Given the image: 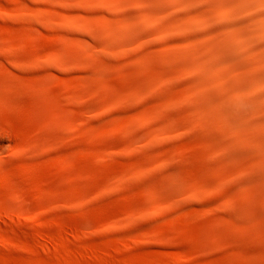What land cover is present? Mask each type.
Wrapping results in <instances>:
<instances>
[{"label": "rangeland", "instance_id": "374dc122", "mask_svg": "<svg viewBox=\"0 0 264 264\" xmlns=\"http://www.w3.org/2000/svg\"><path fill=\"white\" fill-rule=\"evenodd\" d=\"M64 1L0 0V205L18 210L21 191L46 224L0 209V233L15 240L0 241V264H264V0ZM21 11L50 25L7 19ZM68 16L101 40L102 23L117 26L131 54L60 27ZM59 52L70 68L36 65ZM168 122L169 136L147 142ZM196 184L195 201L182 197ZM154 194L174 207L157 211ZM138 210L152 214L132 227L144 239L106 229Z\"/></svg>", "mask_w": 264, "mask_h": 264}, {"label": "bare ground", "instance_id": "6f19581e", "mask_svg": "<svg viewBox=\"0 0 264 264\" xmlns=\"http://www.w3.org/2000/svg\"><path fill=\"white\" fill-rule=\"evenodd\" d=\"M64 1V0H63ZM77 1V0H76ZM79 1V3H80V5L83 7V8H87V7H89L90 5H92L93 4V6L94 5H99L100 3H103V2H100V1H104L105 2V0H78ZM68 2V1H67ZM63 3V2H62ZM69 3V2H68ZM68 3H66L65 1H64V3H63V5H64V7H67L68 8V6L70 5V3L68 4ZM263 3V2H262ZM106 4H107V6H109V7H111V8H114V10H115V8L118 6V3L117 2H113V1H110V0H106V2H105V6H106ZM140 4V3H139ZM101 5V4H100ZM103 5H104V3H103ZM138 5V4H137ZM142 5V4H141ZM118 9V8H117ZM2 14V13H1ZM0 14V15H1ZM6 14V13H5ZM4 14V15H5ZM7 15V19H16V18H20V19H27V18H33L34 20H35V22L38 24H41V23H43L44 25H50L49 23V20L48 19H46V18H42L41 16H39V15H37V14H33V13H29V12H23V11H21V12H19V13H17V14H15V15H13V14H11V13H7L6 14ZM1 16H3V15H1ZM6 17V16H5ZM31 20V19H30ZM121 20V23H119L120 24V26H122V25H124V27H125V29H126V27L127 28H129V27H131V24H130V21H129V23H128V20L126 19V18H122V19H120ZM32 21V20H31ZM38 21V22H37ZM143 21V20H142ZM146 21V20H145ZM34 22V21H33ZM157 22V21H156ZM132 23V22H131ZM154 23V22H153ZM43 24H41V25H43ZM130 24V25H129ZM147 24H149V26H150V24L151 23H147ZM155 24V23H154ZM61 25H64L63 27H65V25L66 26H72V27H75V29L76 28H78L79 30H85L86 32H88V33H86V32H84V33H81V32H79V33H81V34H84V35H87V34H90L91 36H92V39H93V42H94V44L96 45V46H98V45H100V48H104L105 50H110L111 51V49H112V42H113V40H116L117 42H119V48H120V50H119V48L117 49V50H119L120 52H122V53H127V52H129L128 50H130V48H127V44H126V42H125V40H124V38H121L120 36L121 35H119V33H118V31L116 30V27L114 26V25H112V24H107V23H102L101 24V29L103 30V32L107 35V37H106V39L105 40H101L100 39V37L98 36V34H96V31H95V29L91 26V23L86 19V18H84V17H78V16H68L67 18H66V20L65 21H63L62 22V24H60V27H61ZM129 26V27H128ZM135 26V25H134ZM147 26V25H146ZM153 26V25H152ZM132 29H133V26L131 27ZM68 30H70V28H67ZM117 29H119V28H117ZM130 29V28H129ZM71 30H73V29H71ZM121 30V29H120ZM75 31H77V29L75 30ZM78 32V31H77ZM126 33V32H125ZM90 35H88V36H90ZM128 38V37H127ZM116 44V43H115ZM114 44V45H115ZM116 47H117V45H116ZM0 48H3L2 50H4L5 49V51L8 53V51H9V49H8V46H6V47H1L0 46ZM102 50V49H101ZM0 51H1V49H0ZM86 51H87V53H88V56L89 57H92L93 58V55H94V52H93V50L92 49H86ZM96 51V50H95ZM108 51H106V52H108ZM112 52V51H111ZM110 52V53H111ZM131 52H132V50H131ZM2 53V52H1ZM109 53V52H108ZM130 53V52H129ZM128 53V54H129ZM131 54V53H130ZM45 62V63H47L48 65H50L51 67L52 66H55V68H57L58 66L59 67H67V66H69V68H70V66H71V62H69L68 61V59H67V57H66V55L64 54V53H61V52H59V53H57V54H55L54 56H47V57H44L43 59H41V60H39L38 62H36V65H40L39 63H41L42 64V62ZM47 64H45V65H47ZM17 64H14L13 63V66L15 67ZM77 67H78V65H76ZM83 66V65H82ZM20 66H18V68H19ZM40 67V66H39ZM58 67V68H59ZM16 68H17V66H16ZM34 68H36L35 67V65H34ZM52 68H54V67H52ZM68 68V67H67ZM83 68V67H82ZM85 68V67H84ZM223 81V80H222ZM220 82V81H219ZM163 83V82H162ZM221 85V84H220ZM223 85V84H222ZM205 92L207 91V90H204ZM203 93V92H202ZM194 96L198 99V100H200V101H202L203 100V97H202V95L199 93V92H197V93H195L194 94ZM209 96V95H208ZM70 101H72V102H78V100H77V98L75 97V96H71L70 97ZM78 103H80V102H78ZM83 103H87L86 101H84ZM105 104H106V109H109V107H116V106H121V105H124V104H126V103H124V102H121V101H107V102H105ZM105 110V109H104ZM103 111V110H102ZM92 112V111H91ZM98 113H100V112H97V114ZM162 113V112H161ZM94 114H96V113H94ZM88 115V114H87ZM91 115V114H90ZM92 115H93V113H92ZM97 116V115H96ZM94 117V116H93ZM92 117V118H93ZM80 119V118H79ZM91 119V118H90ZM95 119V118H94ZM143 120H144V123L145 124H147V125H150V124H153L154 122H155V117L154 116H149V115H144L143 116ZM68 121V120H67ZM82 122H84V121H82ZM87 122V121H86ZM89 122V121H88ZM92 122V121H91ZM68 126H69V128L70 129H72V130H78V129H80V127H81V121L80 120H69L68 121ZM168 125V126H162V125H158V127H156V128H154L153 127V133H150V134H148L147 136H145L146 138V140H147V142H152V138L155 136V135H157V136H159L160 135V137L161 136H163L164 135V137L165 136H167L169 133H170V128L171 129H173V128H175L174 126H170L169 127V124H171V123H165V125ZM151 127H152V125H151ZM171 132H172V130H171ZM169 136V135H168ZM142 138V137H141ZM141 138H140V136L137 134V132L136 131H134V132H132V140H133V142H132V146H134V148H135V146L136 145H140V142H141ZM143 139V138H142ZM146 142V143H147ZM145 143V144H146ZM144 145V144H143ZM140 146H142V144L140 145ZM136 147H139V146H136ZM51 148H53V147H51ZM26 150H28V151H30V152H35V149L33 148V147H30V146H25V147H14L13 148V151L18 155V154H20V153H22V152H24V151H26ZM167 163V162H166ZM160 164H164V163H160ZM161 166V165H160ZM162 166H164V165H162ZM244 167V166H243ZM1 170V169H0ZM244 170V169H243ZM141 175V173H138V175ZM129 175H125V176H122V177H120V178H118L116 181H115V184H117V185H119V184H121V183H123V182H125L126 180H128L129 178ZM130 178H131V176H130ZM220 179L223 181V182H225V181H227L228 180V178H227V175L226 174H224V173H221L220 174ZM199 188H200V185H198V184H196V185H193V186H191V187H188V188H185L184 189V196H182V197H185L186 198V200H192V201H195L196 199H197V192H198V190H199ZM20 193H21V195H20V208L18 209V210H4L3 208H2V206L0 205V209H1V211H4V212H7V214L5 213V214H3V213H1L2 214V216H6V217H8L9 219H12L13 218V220H15L14 218H23L24 216H25V221H30V222H34V223H36V224H38V225H40V226H45L46 227V224H45V221L43 220V218L41 217V216H39L38 214H36V215H32V214H30V212L28 211V203H27V201H26V198H25V196H24V194L21 192V191H19ZM185 198H184V200H185ZM68 199V198H67ZM70 200H74V199H79L80 201L79 202H83V201H85L84 199H86V197H84L83 195H81V194H79L78 196H74V197H70L69 198ZM68 199V200H69ZM152 201H153V203H154V207L156 208V210L157 211H165V210H167V209H171V208H173L174 207V205H173V202H162L161 200H160V198H159V196L157 195V194H154L153 195V197H152ZM183 201V200H182ZM181 201V202H182ZM178 202H180V200L178 201ZM180 202V203H181ZM53 205H55L54 204V202L52 201V202H50V204H48V207H52ZM224 205H225V207H227V208H229V209H237V206H236V203L233 201V200H231V199H229V200H226L225 201V203H224ZM250 206V205H249ZM42 210H44V208L42 209ZM220 210V209H219ZM1 214H0V216H1ZM150 216H152V214H151V212L150 211H145V210H138V211H136V212H132L130 215H128V217H126V219L125 220H121V221H118V222H113V223H110V224H108L107 226H106V229L107 230H110V231H115V232H120L121 234H122V236H123V238L125 237V236H127V235H129V236H131V237H134L135 239H144V237H145V235L144 234H139V233H136L135 232V230L132 228L133 227V225H134V223H135V221L137 222L138 220H142V219H149L148 217H150ZM2 218V217H1ZM7 218V219H8ZM8 219V220H9ZM22 219V220H23ZM23 220V221H24ZM247 223V222H246ZM258 223V222H257ZM62 234L64 235V237H65V239H69V237H71V236H75V235H77L78 233L77 232H75V231H72V230H68V229H64L63 230V232H62ZM0 241L5 245V246H7V247H11L12 245H14L15 244V240L11 237V236H6V235H3V234H1L0 233ZM53 243V242H52ZM55 243V242H54Z\"/></svg>", "mask_w": 264, "mask_h": 264}]
</instances>
